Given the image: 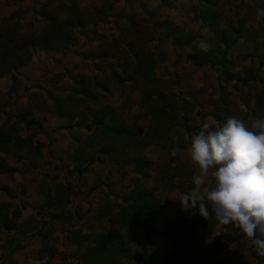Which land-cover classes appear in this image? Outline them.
<instances>
[{"label": "rangeland", "instance_id": "374dc122", "mask_svg": "<svg viewBox=\"0 0 264 264\" xmlns=\"http://www.w3.org/2000/svg\"><path fill=\"white\" fill-rule=\"evenodd\" d=\"M24 1L0 0V45H12L5 35L13 27L15 34L25 36L22 40L56 28V35L67 34L74 44L44 51L49 65H43L44 75L36 77L35 85L48 90L33 93V113L17 104L16 110L0 106L4 115L23 114L41 125L20 132L21 137L32 136L39 148L18 149L20 160L0 155L17 170L0 175V217L15 227H0V244L12 238V246L21 247L11 254L0 249V264H82L83 247L89 243L83 238L102 230H117L135 255L149 254L152 248L173 263L176 252L163 235L165 224L179 216L202 217L198 210H182L175 199L193 187L192 176L199 173L190 160L191 138L205 122L215 129L229 116L248 122L250 113H263L264 70L245 71L241 66L248 58L239 50L264 48V0ZM67 23L73 25L70 32ZM190 38L185 48L174 44ZM202 39L212 45L208 53L198 50ZM226 43H233L226 55L230 72L244 78L252 70L255 81H228L218 66L197 67L188 60L196 52L218 56ZM51 44H57L55 37ZM42 51L33 48L31 61ZM31 61L8 74L14 78L13 90L20 81L15 74ZM5 118L0 115V124ZM115 128L125 131L116 133ZM174 135L180 137L176 146L184 150L176 157L170 154ZM136 158L151 163L146 177L135 170ZM137 189L152 191L162 206L152 246L143 232L121 228L117 221L122 198ZM228 229L217 222L214 235L235 238ZM210 242L204 243L199 264L243 260L239 249L213 254ZM243 248L247 264H264L255 245L245 241Z\"/></svg>", "mask_w": 264, "mask_h": 264}, {"label": "trees", "instance_id": "16d2710c", "mask_svg": "<svg viewBox=\"0 0 264 264\" xmlns=\"http://www.w3.org/2000/svg\"><path fill=\"white\" fill-rule=\"evenodd\" d=\"M69 32L73 28L72 24L64 26ZM16 27L5 35L12 43L10 47L0 45V79L14 71L24 67L31 61L32 49L37 48L43 51L59 50L62 47L73 46L74 39L67 34L56 35V28L50 29L46 35H30L27 39L22 40L23 34H15ZM14 37V39H13ZM51 37H55L57 44H51ZM11 39V40H10ZM192 38L184 42L174 41L179 48H185L191 44ZM233 46L225 44L222 54L212 58H206L201 53L190 54L188 60L197 67H202L205 63L209 66H218L225 80L239 81L243 85L256 80V74L247 71L244 78H239L237 74L230 72L232 62L226 58L229 49ZM198 50L201 49L198 47ZM202 52V51H201ZM262 63V62H261ZM256 73V72H255ZM6 118L0 124V155L13 154L17 159H23L18 149L22 147L33 149L39 148V142H33V137H21L20 132L28 127H41L34 119L28 120L23 114L13 115L6 112ZM114 129V128H113ZM116 133L123 134L124 128H115ZM34 145V146H32ZM133 165L138 174L146 177V171L150 168V162H144L141 158L133 160ZM17 170L9 165L5 158L0 156V175H13ZM77 174H83V170L78 169ZM1 191L9 192L5 186ZM123 205L117 210V221L121 228L141 231L147 245L152 246L158 231L156 228V219L162 213V206L150 190H131L122 198ZM1 213V206H0ZM218 221L214 218L206 220L203 217L189 218L186 216L176 217L167 222L163 229V235L170 241L175 252L176 258L173 263H169L164 256L154 252L151 248L150 253L146 255H135L128 246L127 241L117 231L102 230L84 237L83 241H88V245L83 247L82 264H125V261H135L136 264H199L201 258L206 252L204 243L211 241L209 250L213 254H218L223 246L227 243H233L235 238L225 234L214 235V229ZM0 227L3 231L15 230L0 217ZM46 236L43 235V238ZM80 243V245L83 243ZM12 238H7L0 244V249L9 250L11 254L18 250L20 246H12ZM82 247V246H81Z\"/></svg>", "mask_w": 264, "mask_h": 264}, {"label": "clouds", "instance_id": "9594fccd", "mask_svg": "<svg viewBox=\"0 0 264 264\" xmlns=\"http://www.w3.org/2000/svg\"><path fill=\"white\" fill-rule=\"evenodd\" d=\"M198 47L208 53L212 45L202 39ZM172 140L176 157L184 150L176 146L179 136ZM190 160L199 173L192 176L193 187L175 198L181 209L238 229L264 257V117L250 113L245 122L229 116L215 129L203 123L191 138Z\"/></svg>", "mask_w": 264, "mask_h": 264}, {"label": "crops", "instance_id": "0c3cea01", "mask_svg": "<svg viewBox=\"0 0 264 264\" xmlns=\"http://www.w3.org/2000/svg\"><path fill=\"white\" fill-rule=\"evenodd\" d=\"M26 1V0H25ZM24 1V2H25ZM83 51H88L87 48H84ZM241 55L243 57H246L248 59L245 60L243 65L241 67L245 68L246 70H250L253 68L254 70H257L258 74H260L261 69L264 70V65H259L261 61L259 58H264V48H258L256 50L255 47H247L244 50H239ZM258 53V54H255ZM38 58H34L31 61V63L19 70L15 76L21 81H19L18 86H17V91L12 89L13 84H14V78L12 75H6L3 78L0 79V106L3 104H7L6 108L4 110H7L8 107H11L12 109L16 110L15 104L21 106V108H26L29 113H33L32 109L33 105V98L35 97L36 94L33 95V93H37V90L41 88L48 90V87L46 85H43L41 88L35 85L36 83V77L38 75H44L42 71L43 65L46 67L49 65L48 63V54L45 53L44 51L40 52L37 54ZM252 57V60H251ZM91 59L90 57H87ZM89 61V60H88ZM259 62V64L257 63ZM40 67L37 68V67ZM251 67V68H249ZM48 68V67H47ZM47 71V69H46ZM23 82V84H22ZM24 85V86H23ZM24 88V90H23ZM33 95V96H32ZM262 95L264 96V91L262 92ZM33 97V98H32ZM264 98V97H263ZM14 106H12V104ZM264 103V99H263ZM263 107V113L260 115V117H264V104L262 105ZM228 108V107H227ZM228 111H230V108H228ZM1 117H5L3 113H0ZM46 119L48 118L47 115L44 116ZM33 118L37 119L36 116L33 115ZM247 118L245 119L246 122ZM206 183H211V177L207 178ZM229 228V229H228ZM226 229H228L230 232L233 233V236L235 237L237 242H233L230 245L231 246H237L240 252L238 253L243 260H240V264H247L250 261L248 260V255H247V250L243 248V242H247L249 245H252L254 247V244L251 242L250 238H247L244 234H242L238 229L232 227L231 225H227ZM226 231V230H224ZM237 251V250H235ZM250 260V259H249ZM236 264H239L235 262Z\"/></svg>", "mask_w": 264, "mask_h": 264}, {"label": "built area", "instance_id": "2783aa9c", "mask_svg": "<svg viewBox=\"0 0 264 264\" xmlns=\"http://www.w3.org/2000/svg\"><path fill=\"white\" fill-rule=\"evenodd\" d=\"M223 250H224V251H227V252H229V251H235V250H238V247H237V246H231V245L229 244V245H224V246H223ZM257 256H258V255H257ZM258 260H260L261 262L264 263V257H260V256H258Z\"/></svg>", "mask_w": 264, "mask_h": 264}]
</instances>
